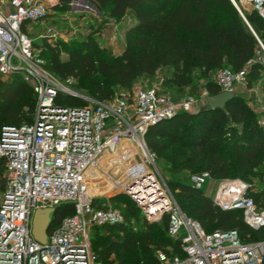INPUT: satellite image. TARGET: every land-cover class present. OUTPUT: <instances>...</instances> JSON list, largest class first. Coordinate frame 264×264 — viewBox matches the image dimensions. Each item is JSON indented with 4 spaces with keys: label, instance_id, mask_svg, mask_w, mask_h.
Instances as JSON below:
<instances>
[{
    "label": "built area",
    "instance_id": "2783aa9c",
    "mask_svg": "<svg viewBox=\"0 0 264 264\" xmlns=\"http://www.w3.org/2000/svg\"><path fill=\"white\" fill-rule=\"evenodd\" d=\"M230 1L242 17L247 6L264 19V0ZM47 4L43 0H0V77L19 70L36 92L31 121L4 125L0 131V157L4 160L0 264H96L90 227L122 220L118 206L97 204L93 199L100 194L87 192L88 179L97 173L95 167H105L100 162L104 152L113 154L118 165L116 173L112 167L107 169L117 174L111 176L117 181L113 188L125 193L145 220L158 221L167 215V233L179 240L181 254L167 255L158 249L159 264H261L264 236L242 240L235 228L204 231L180 209L154 165V154L145 145L148 125L179 109L190 110L197 100L191 96L174 100L162 88L161 77L154 82L142 78L133 82L129 94L102 99L72 91L43 67L38 49L23 28L26 22L45 17ZM60 32L46 25L39 36L55 39ZM215 81L220 90L233 92L237 84L245 83V67H221ZM250 89L256 92L258 88ZM60 93L80 97L85 103H58L55 98ZM201 93L202 103H206L208 93L205 89ZM258 121L264 124V116ZM207 177L205 170L188 175L195 187ZM251 187L238 178L221 179L211 200L221 209H239L242 220L259 229L264 227V177L257 183L262 195L257 201L248 194ZM61 202H71L72 213L47 227L46 242H38L30 232L33 211Z\"/></svg>",
    "mask_w": 264,
    "mask_h": 264
},
{
    "label": "trees",
    "instance_id": "16d2710c",
    "mask_svg": "<svg viewBox=\"0 0 264 264\" xmlns=\"http://www.w3.org/2000/svg\"><path fill=\"white\" fill-rule=\"evenodd\" d=\"M70 1L58 0L54 8L67 10ZM88 2L105 13L102 25L79 38L31 37L43 67L58 79L71 77L86 94L102 99L117 94L118 89H129L138 77L152 75L159 67L171 69L163 82L165 90V84L167 88L196 89L194 72L206 76L221 67H245L244 87L257 84L264 100V61L258 59L260 55L264 58V19L255 10H242V17L230 0ZM124 16L132 21L124 30L123 49L114 54L97 38L107 19L121 20ZM203 88L208 94L220 90L215 79H206ZM55 101L85 103L77 96L61 93ZM35 102L33 84L21 71L0 77V131L4 125L29 123ZM258 114L234 89L223 107L202 104L191 111L179 109L144 131L147 149L154 158L167 162L165 169L171 175L187 170L186 180L174 177L166 183L183 213L196 219L206 232L235 228L242 240L264 236V227L250 228L239 209L219 208L188 179L189 173L205 170L215 180L238 178L254 186L250 179L264 170V124L259 123ZM3 169L0 157V191L4 187ZM248 194L255 201L262 197L252 187ZM100 201L93 199L97 204ZM119 208L121 221L89 229L96 264H159L158 249L167 255L181 254L179 240L167 233V215L156 222L142 217L138 229H132L124 223L132 214L130 206ZM72 211L71 202L57 204L48 229Z\"/></svg>",
    "mask_w": 264,
    "mask_h": 264
},
{
    "label": "rangeland",
    "instance_id": "374dc122",
    "mask_svg": "<svg viewBox=\"0 0 264 264\" xmlns=\"http://www.w3.org/2000/svg\"><path fill=\"white\" fill-rule=\"evenodd\" d=\"M43 1H47L48 2V4H47V10L50 13H48L46 15H49V14L50 15H54V14L55 15L56 14L57 15L58 14H62L63 15V14H65L68 17L69 16L70 17L75 16V19L76 20H80V21L84 22L83 23L84 24L83 28L81 27L82 29L81 28L79 29L80 32H78V34H76L78 36V38L84 36V34H86L90 29L95 28L97 26V24L102 25V22H103L104 14L105 13L104 12L100 13L95 8V6H93L91 3L88 2V0H71L70 3H69V9H67V10H64V9L63 10H57V9H55L54 8V5H51L49 3V2H51V0H43ZM244 10L245 11H248L249 8L247 6H245L244 7ZM63 17H64V15H63ZM41 19L37 20L38 21V22L36 21L37 23L34 22V21H28V22H26L25 28L27 29V31L26 30L25 31L28 34H35V33L38 34L39 31H40V28L44 26L43 24L39 23V21H41ZM57 21L60 22V20H57ZM56 23L57 22L54 20V24L55 25H59L58 23L57 24ZM89 24H92V25L90 26ZM97 41L101 44V42L99 41L98 38H97ZM258 59H259V61H262V62L264 61V58L261 55L258 56ZM170 70L171 69L168 66L159 67L158 69H156L153 72L152 75H149V76H146V75L145 76L144 75L143 76H140V77H138L134 81V83H138V81L141 80L142 78H146L147 80L154 82L156 79H158L159 77H161L162 78V88L164 89L163 82L167 78V76H169ZM216 72H217V69L209 72L206 76H201L199 72H194V79H193L194 83L193 84H194V86H195L196 89L191 90V87H189V86H184L182 89H175V87H171L170 85H168L170 88H167L166 87V84H165V88L167 90H165V89L164 90L174 100H183L187 96L193 97L197 101L192 105V108L190 109V111L191 110H195V109L201 107L202 104L203 105L208 104L207 102L206 103H202L203 96H202V93L201 92L204 89L203 88L204 81L206 79L214 80L215 79ZM3 78H5V77H3ZM55 78L58 81H60L62 84L66 85L72 91H74V92H76L78 94H81V95L86 94L85 91H83L82 89H80V88H78L77 86L74 85V79L73 78L70 77V80L69 81H67L66 79H58L56 76H55ZM256 85L257 84H254L251 87L252 88L258 87ZM237 86H239V84H237ZM236 89L238 90V92H240V94L243 95V98L245 100H247V103L250 106H252L255 110H257V112L259 113L258 114L259 117L260 116H264V100L262 98V95H261V92L259 91V89H257L256 92L254 90H252V89H240L239 90V87H237ZM130 92H131V88H129L127 90H125V89H118L116 93L117 94H124V95H126V94H129ZM86 95H88V94H86ZM88 96H90V95H88ZM105 153H103V155L100 157V162L103 164L104 157H107L108 158L107 161L109 162L108 168L112 167V169H111L112 172L113 173H116L117 170H118V165H117V162L115 161V157L113 156V154H109V153H106V155L104 156ZM166 164H167V162H165L163 159H161V158H157V159L154 158V165H155L157 171L159 172V174L165 180V182L166 181H169L171 178L173 179L174 177L175 178H180V179H183V180H186L187 179L186 178V176L188 174L187 173V170H181L180 171V174L178 176L177 175H171L165 169ZM95 169H97L96 175H100L101 177L102 176L103 177L106 176L107 179L110 178L109 175L114 176V178H116V176H117V174H112L111 173V170L108 171L109 172V175H107L108 172H107L106 166L104 167L103 170L99 169L98 167L97 168L95 167ZM91 175H93V174H91ZM96 175L94 174V176H91V178L92 179L93 178H96L97 177ZM262 177H264V170L262 171V173L260 174V176H256V177H253V178L250 179V182H252V184H254V186H252V188H254L255 190L258 189V187H257V181L259 179H261ZM225 179H229V178H225ZM218 181H220V180H215V179H212L210 177H207L205 179V181L199 187L201 188L202 192L206 196L212 198L213 197V194H214V191L216 189V185H217V182ZM100 182H101L99 184L100 191H106L108 187H106L105 182H103V181H100ZM88 188H89V186H88ZM174 191L175 190H173V192ZM98 199H100L104 203L116 205L118 207L121 206V205H123V204H126V205L130 206V210L132 211V214L130 215V217L127 220L124 221V223L126 224V226L131 227L132 229H138V227L140 226V223L142 221V216L140 214V211H139L138 207L137 206L135 207V204L132 202V200L125 193H123L121 191H116L115 189L113 190V188H112L111 191L108 194H106V195H104V194L98 195ZM45 207H47V206H45ZM153 222H156V221H153ZM89 233H90V230H89Z\"/></svg>",
    "mask_w": 264,
    "mask_h": 264
},
{
    "label": "crops",
    "instance_id": "0c3cea01",
    "mask_svg": "<svg viewBox=\"0 0 264 264\" xmlns=\"http://www.w3.org/2000/svg\"><path fill=\"white\" fill-rule=\"evenodd\" d=\"M51 2L56 4L58 2V0H51ZM48 13H50V12L48 11ZM63 15H64V17H63ZM63 15L62 14H58V15L57 14L56 15L55 14L54 15L49 14V15H46L45 17H43L41 19V21H39V23L43 24L44 26L40 28L39 33H41L43 31V29L46 25H52L54 28H57V29L62 31V32H60L59 36L63 39H66L72 35L75 36L76 34H78V32H80L79 29L81 27L83 28L84 22H82L80 20H76L75 16H73V17L69 16L68 17L65 14H63ZM54 20L59 25H55ZM57 20H60V22H58ZM131 21H132V18H130L128 16H124L121 20L107 19V21L105 22V24L102 27V29L99 33V36H98V39L101 42V45L108 48L114 54L119 53L123 49V46H124V30H125L126 26ZM23 28L27 31V29L25 28V25L23 26ZM70 31H72V33ZM101 32H103V35ZM38 34L35 33V34H29V35L32 38H35V37H39ZM237 87H239V90L251 88V87L245 88L244 85H242V84H239V86H237ZM105 155H106V153L104 154V156ZM107 160H108V158L104 157L103 164L106 166V169L109 166V162ZM96 176H97L96 178H93V179L89 178V180H88V183L90 184L89 189H90L91 194H101V195L104 194V195H106L111 191V189L113 188V185H115L117 182V181L113 180V178L111 176L109 179H107L106 176H104V177L102 176L103 178L100 175H96ZM100 181L105 182L106 187H108L106 191H100V186H99V184L101 183Z\"/></svg>",
    "mask_w": 264,
    "mask_h": 264
},
{
    "label": "water",
    "instance_id": "95a60500",
    "mask_svg": "<svg viewBox=\"0 0 264 264\" xmlns=\"http://www.w3.org/2000/svg\"><path fill=\"white\" fill-rule=\"evenodd\" d=\"M71 95V94H70ZM233 92L230 90H219L215 93L207 94L206 99L210 107H223L224 103L231 98ZM54 207H37L32 213L30 221V232L32 237L40 243H45L47 239V227L50 223Z\"/></svg>",
    "mask_w": 264,
    "mask_h": 264
},
{
    "label": "bare ground",
    "instance_id": "6f19581e",
    "mask_svg": "<svg viewBox=\"0 0 264 264\" xmlns=\"http://www.w3.org/2000/svg\"><path fill=\"white\" fill-rule=\"evenodd\" d=\"M125 144L127 145L128 143L127 142H125ZM105 153V152H104ZM103 155V154H102ZM101 170H103V168H101ZM107 175H109V173L107 174ZM109 176H111V175H109ZM88 186H89V183H88ZM114 189V188H113ZM87 192L88 193H90V190H89V188L87 189Z\"/></svg>",
    "mask_w": 264,
    "mask_h": 264
}]
</instances>
